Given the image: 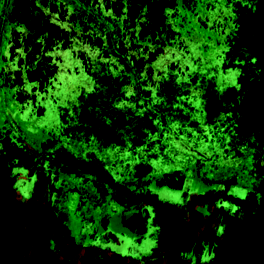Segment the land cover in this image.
Wrapping results in <instances>:
<instances>
[{"label": "trees", "instance_id": "obj_1", "mask_svg": "<svg viewBox=\"0 0 264 264\" xmlns=\"http://www.w3.org/2000/svg\"><path fill=\"white\" fill-rule=\"evenodd\" d=\"M256 8L258 12L245 14V17L255 16L256 19L241 21L230 50H225L223 63L218 64L224 72L229 66L238 68L235 84L225 73H221L222 77L216 74L218 65L209 62L203 65L199 60L172 61L168 68L156 70L149 81L145 79L146 71H139L136 86L127 88L124 82L119 87H108L105 104H95L94 109L104 111V117L72 120L75 124L73 142L83 147L79 151L90 150L92 143L111 152L115 149L116 160L134 162V166L143 163L145 177H160L181 168L195 169L205 177L200 168L206 161L225 164L236 150L248 158L242 148L249 143L258 148L261 142L258 129L264 124V108L260 107V97L264 95V29L261 26L264 10ZM125 78L128 81L124 75ZM118 95L122 101L114 100ZM133 96L137 101L132 100ZM222 154L225 159L220 158ZM69 157L68 164L72 162ZM84 162L76 163L87 165ZM125 169L129 172L128 167ZM103 175L119 192L127 190V185L114 183L107 172ZM220 180L225 182L224 178ZM13 183L6 165L0 162V246L4 238L7 252L13 259L22 260L34 243L39 225L54 230L61 225V220L53 209H46L42 215L35 213L29 201L16 197ZM244 184L236 187L231 184L229 190L193 195L191 203L184 208L188 212L184 214L174 205L157 203L155 207L176 220L177 242L185 244L184 249L188 250L198 240L204 221L194 205L205 202L211 208L209 218L219 221L220 232L215 235V241L222 246V251L217 262L233 264L246 229L257 228L264 241V178L259 179L257 189L250 182L247 187ZM254 196H259V204L247 217L242 219L230 210L247 207ZM139 198L150 203L144 194H139ZM218 200L219 205L212 207ZM52 239L58 249H75V238L69 234L54 235ZM84 250L91 248L85 246ZM259 253L264 257V248H259ZM116 257L114 255L113 260ZM0 264L11 263L0 259Z\"/></svg>", "mask_w": 264, "mask_h": 264}, {"label": "rangeland", "instance_id": "obj_2", "mask_svg": "<svg viewBox=\"0 0 264 264\" xmlns=\"http://www.w3.org/2000/svg\"><path fill=\"white\" fill-rule=\"evenodd\" d=\"M259 1L264 10V0ZM203 9L206 8L203 6ZM255 11L258 12L257 8ZM261 26L264 29V21ZM235 27L236 24L232 23L230 28L233 30ZM221 33L229 35L232 32L222 27ZM219 45L218 38L203 45L199 50L200 63H212L210 55L217 51L215 49ZM179 52L175 58L172 55L168 58L170 62H185L187 58L196 60L195 55L185 54L184 50ZM170 62H165L163 68H168ZM158 68L156 66L155 70ZM215 72L220 77L221 73H225L227 78L230 76L232 84H235L239 74L238 68H229L224 72L222 65H218ZM39 95L44 96L40 92ZM260 101L263 109L264 95ZM40 105H45L44 100L40 101ZM262 120L264 123V118ZM258 130L261 139L258 148L255 149L252 143L242 148L248 158L236 150L225 164L206 161L200 168L205 177H201L195 169L181 168L171 174L146 178L143 163L134 166V162L128 164L116 160L115 149L111 152L92 143L90 150L83 151L85 147L80 152L81 145L72 143L71 147L65 148L56 137L39 141L28 133V129L24 130L6 107L0 105V162L6 165L12 176L14 183L11 186L16 197L29 201L31 209L38 215L48 208L53 209L61 220V225L54 230L39 225L34 243L22 260L13 259L6 250L7 241L1 239L0 259L11 264H219L217 258L222 246L215 241V235L220 232L219 221L218 218H209V205L203 201L194 205L204 221L198 240L188 250L184 249L185 244L177 242L176 220L160 213L155 205H174L184 214L188 212L184 208L191 203L189 200L193 195L229 190L231 186H240L245 182L244 187L250 182L257 189L259 179L264 178V124ZM70 131L65 130V133ZM256 150L258 152H254ZM222 155L220 158L225 159ZM68 156L72 160L70 164L66 161ZM82 160L87 165L76 163ZM127 167L129 172L125 171ZM105 172L114 183L127 185V190L119 192L114 184L109 185L107 176L103 175ZM139 194L146 195L150 203L140 199ZM258 198L254 196L243 209L233 207L230 210L243 219L257 207ZM219 203V200L216 201L212 207ZM65 234L75 238V249H58L55 246L52 236ZM85 246L91 250L85 251ZM259 248H264L259 230L246 229L233 264H264ZM114 255H117L116 260H113Z\"/></svg>", "mask_w": 264, "mask_h": 264}, {"label": "flooded vegetation", "instance_id": "obj_3", "mask_svg": "<svg viewBox=\"0 0 264 264\" xmlns=\"http://www.w3.org/2000/svg\"><path fill=\"white\" fill-rule=\"evenodd\" d=\"M260 4L259 0H0V105L39 141L56 137L65 148L71 147L72 120L104 117L105 112L94 106L105 104L108 87L125 82L132 89L139 71H146L145 79L151 80L156 66L163 68L179 50L200 61L199 50L217 38L220 45L209 59L222 64L241 21L256 19L245 14ZM222 27L232 33L222 34ZM131 98L137 101L136 96ZM43 100L45 105H40ZM114 100L122 101L121 95Z\"/></svg>", "mask_w": 264, "mask_h": 264}]
</instances>
